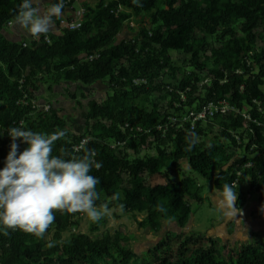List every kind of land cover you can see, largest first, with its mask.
<instances>
[{
  "label": "trees",
  "instance_id": "16d2710c",
  "mask_svg": "<svg viewBox=\"0 0 264 264\" xmlns=\"http://www.w3.org/2000/svg\"><path fill=\"white\" fill-rule=\"evenodd\" d=\"M22 2L0 0V169L13 143L10 127L48 134L63 130L66 136L55 143L52 155L61 147L71 152L86 139V147L95 150L94 159L102 164L90 172L100 179L97 206L108 202L109 208L119 209L123 204V214L145 213L138 220L141 228L159 232L163 221L170 220L182 230L194 203L204 201L202 187L184 163L215 188L236 183L237 206L256 192L264 201V0H139V7L132 0H99L80 5L85 8L80 28H59L63 17L71 20L79 9L75 3L83 4L69 0L64 10L71 13L54 18L59 29L48 33L49 42L44 35L37 42L6 36ZM126 25L136 34L120 38ZM96 53L97 58L86 59ZM172 53L187 55L191 70L175 65ZM178 73L183 74L180 79ZM103 80L109 92L103 100L88 101L82 133L68 129L59 109L33 108L41 86L52 91L67 82L80 90ZM66 90L81 104L76 93ZM21 98L26 102L19 103ZM222 100L236 110L215 112L196 121L194 129L190 123L170 126L165 133L157 129L171 115L201 111ZM126 123L143 131L125 129ZM189 131L198 136L191 151L185 141ZM15 143L18 154L27 147L20 139ZM149 147L155 153H144ZM173 172L181 178L174 180ZM153 175L167 182L150 184ZM247 182L250 187L243 192ZM114 193L120 194L118 201L109 200ZM158 204L167 213L158 211ZM83 217L55 211L47 232L53 247L46 237L0 232V264H264L263 244H243L225 256L215 238L184 230L168 232L139 255L123 231L96 234L108 215L91 222L89 233L77 232ZM176 252L179 262L171 259Z\"/></svg>",
  "mask_w": 264,
  "mask_h": 264
},
{
  "label": "clouds",
  "instance_id": "9594fccd",
  "mask_svg": "<svg viewBox=\"0 0 264 264\" xmlns=\"http://www.w3.org/2000/svg\"><path fill=\"white\" fill-rule=\"evenodd\" d=\"M132 2L141 6L139 0ZM64 7V0L47 7L43 6L42 0H23L10 23L38 40L54 28V18L64 15ZM8 134L13 143L5 166L0 169V232L3 235L8 236L9 230H20L37 239H44L55 222V211L61 214L80 213L93 223L110 214L108 202L99 206L96 203L101 199L96 190L100 179L90 175V172L93 168L99 170L102 164L94 159L95 150L86 147L87 141H82L71 152L61 147L58 155H52L55 143L66 136L63 130L48 134L14 126L8 129ZM17 139L27 145L19 154V146L15 143ZM185 141L186 150L191 151L198 142L195 131L186 133ZM79 152L83 155L76 154ZM237 189L238 185L234 183H224L216 188L219 208L230 217L241 211L235 206ZM119 199V193L109 198L110 201ZM261 207L264 210V205ZM123 210L124 205L120 204L119 211ZM157 210L167 213L162 204L157 205ZM168 222L171 223L170 220ZM53 246L54 241L49 237L48 247Z\"/></svg>",
  "mask_w": 264,
  "mask_h": 264
},
{
  "label": "rangeland",
  "instance_id": "374dc122",
  "mask_svg": "<svg viewBox=\"0 0 264 264\" xmlns=\"http://www.w3.org/2000/svg\"><path fill=\"white\" fill-rule=\"evenodd\" d=\"M95 0L91 2V5H95ZM76 8H80V2L75 3ZM133 23V24H132ZM131 23L133 28L137 25V21ZM240 24L236 25V30ZM125 32H127L125 34ZM136 32L134 29L125 26L120 38H131L135 36ZM173 61L175 65L181 67L185 72L191 70L190 64L188 62V56L181 53H172ZM182 73H178L177 77L180 79ZM204 81L207 80L206 73L203 75ZM66 89H69L71 93H76L77 100H80L81 104H78L76 99L72 98L70 93ZM109 92V87L107 81H99L91 87L83 86L82 89H78L76 84L73 83H63L62 85H56L52 91H49L46 86H41L37 92V102L39 104H50L51 107L59 109L60 115L64 116L67 120V126L73 133L79 134L84 131L86 116H87V103L90 99L96 98L99 101L106 97ZM84 94V95H83ZM166 104V102H164ZM145 152L155 153V149L149 147L145 149ZM183 166L186 168L187 173L192 174L202 187V194L205 197L202 203H194V211L190 216V219L186 227L182 230L186 234L191 233H201L207 236L215 238L219 244L223 255L228 256L232 251L236 250V247L240 245H234L233 242L225 240L224 234L219 233L217 235H209L215 233L216 226L219 223H223L227 215L224 211L219 208V201L216 197V188L213 183L204 179L200 174L190 170L187 163ZM172 178L174 180H179L181 174L179 172H173ZM128 179H126V182ZM167 179L162 175H153L149 178L150 184L166 183ZM250 187L249 182L241 186L243 192L248 191ZM247 197V195H246ZM238 200V194H237ZM237 200L235 204L237 203ZM114 211L120 214V217H116ZM145 217V213L123 214L119 209L110 208V214L108 215V221L105 225H101L100 230L96 233L97 235H106L108 232L115 233L117 230L123 231L129 240L126 242L131 248H133L139 255H142L149 248L154 246L167 232L170 227L163 226L159 232L152 231L150 228H141L139 226L138 220H142ZM91 221L87 219L86 216L83 217L81 226L76 230L77 232H90ZM181 230V231H182ZM171 232V231H170ZM175 232V231H172ZM180 232V231H179ZM69 232L65 233L64 236L68 237ZM52 238L50 234L46 235V240ZM224 241V242H223ZM178 241L175 242V245ZM206 243L204 240L200 241V244ZM194 247V246H193ZM173 262H179L180 256L178 253H174L172 256ZM144 264H152L151 261H147Z\"/></svg>",
  "mask_w": 264,
  "mask_h": 264
},
{
  "label": "crops",
  "instance_id": "0c3cea01",
  "mask_svg": "<svg viewBox=\"0 0 264 264\" xmlns=\"http://www.w3.org/2000/svg\"><path fill=\"white\" fill-rule=\"evenodd\" d=\"M53 0H42V4L44 7L51 6ZM80 5H84L85 3L91 5V2L94 0H80ZM99 0H95L97 3ZM65 14L71 13V11L64 10ZM59 29V28H58ZM56 26L52 31L58 30ZM127 32H125L126 34ZM6 36L15 41H25L30 40V36L26 34L23 30L19 29L18 26L14 27L10 26L5 31ZM262 205H264V201L260 199V192H256L252 195H247L244 198L243 204L237 206L241 211L236 214L235 217L227 216L223 223H219L216 226L215 233L209 235H217L219 233H223L224 241L228 240L234 243V245H243L248 243L253 244H263L264 245V218L261 217V214L264 212L262 210ZM169 220H164L162 223L163 226L170 227V231L179 232L181 229L178 227L176 222ZM167 232V233H168ZM223 241V242H224ZM238 248V247H236Z\"/></svg>",
  "mask_w": 264,
  "mask_h": 264
},
{
  "label": "built area",
  "instance_id": "2783aa9c",
  "mask_svg": "<svg viewBox=\"0 0 264 264\" xmlns=\"http://www.w3.org/2000/svg\"><path fill=\"white\" fill-rule=\"evenodd\" d=\"M69 0L64 1V5L68 4ZM123 9L122 6L118 7V11H121ZM85 12V8L81 7L78 10H76V12L73 15V18L71 20H69L67 17H63L61 19V23L59 25V28H67V29H77L80 28L82 25V21H83V15ZM133 24V23H132ZM74 25H78L77 27H73ZM32 39V38H31ZM41 39V37L36 40V39H32L33 41H39ZM44 39L49 42L50 41V37L47 34ZM26 45V43H24ZM99 56L98 53L93 54L88 56L86 59H94L97 58ZM19 103H24L25 98H21L19 101ZM28 103V102H27ZM33 108H42L44 110H49L51 105L50 104H39L37 102V100H34L32 102ZM233 110H236L234 107H232L229 103L228 100H222L219 101L218 104H215L214 102H210L207 106H205L201 111H196V110H189L188 112H184L182 113L180 116H177L176 114L169 116L164 122L160 123L157 125V129L159 131H162L163 133H165L168 128L170 126H175L176 124L180 123V126H183L185 123H190L191 129L195 128L196 125V121L200 120V119H207L209 116L213 115L215 112L221 111L222 113L226 114V113H230ZM23 121H20L19 126H22ZM125 129L130 128L131 131L136 130L137 132H142L143 128L141 127H132L129 123H126L124 126ZM0 132L4 133L3 130H1L0 127ZM83 141H86V139H84ZM116 145L115 142L112 143V146L114 147ZM79 147V146H77ZM236 184V183H234Z\"/></svg>",
  "mask_w": 264,
  "mask_h": 264
},
{
  "label": "water",
  "instance_id": "95a60500",
  "mask_svg": "<svg viewBox=\"0 0 264 264\" xmlns=\"http://www.w3.org/2000/svg\"><path fill=\"white\" fill-rule=\"evenodd\" d=\"M215 175H217V173H215Z\"/></svg>",
  "mask_w": 264,
  "mask_h": 264
}]
</instances>
